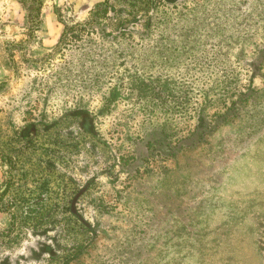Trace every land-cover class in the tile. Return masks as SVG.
Here are the masks:
<instances>
[{
  "label": "rangeland",
  "instance_id": "374dc122",
  "mask_svg": "<svg viewBox=\"0 0 264 264\" xmlns=\"http://www.w3.org/2000/svg\"><path fill=\"white\" fill-rule=\"evenodd\" d=\"M40 3L0 0V264H264V0Z\"/></svg>",
  "mask_w": 264,
  "mask_h": 264
},
{
  "label": "trees",
  "instance_id": "16d2710c",
  "mask_svg": "<svg viewBox=\"0 0 264 264\" xmlns=\"http://www.w3.org/2000/svg\"><path fill=\"white\" fill-rule=\"evenodd\" d=\"M24 2H34L35 4H34V7H33V10L34 11H39V9H40V5H41V3H40V0H23ZM106 1L107 0H104V5H106L107 3H106ZM28 13L29 14H31L32 13V10H28ZM32 14H34V13H32Z\"/></svg>",
  "mask_w": 264,
  "mask_h": 264
}]
</instances>
